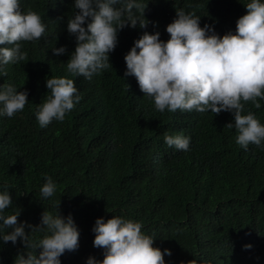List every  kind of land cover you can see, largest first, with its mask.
I'll list each match as a JSON object with an SVG mask.
<instances>
[{
  "label": "trees",
  "instance_id": "16d2710c",
  "mask_svg": "<svg viewBox=\"0 0 264 264\" xmlns=\"http://www.w3.org/2000/svg\"><path fill=\"white\" fill-rule=\"evenodd\" d=\"M19 2L22 11L40 14L47 27L41 39L23 42L27 60L9 64L8 75L0 76V85L26 90L29 102L12 118L0 116V192L9 191L13 200L8 214L19 208L18 221L36 226L45 210L56 213L53 202L60 201L59 213L71 214L80 232L79 249L65 252L61 264H86L90 256L102 261L104 250L93 247L92 228L96 219L113 216L142 222L153 246L172 252L165 264H264V149L250 144L245 151L236 143L238 132L226 127L233 115L156 111L136 79L124 77V56L145 31L139 27L119 32L109 54L112 68L90 80L68 74L66 63L76 47L67 32L74 0ZM144 2L145 18L157 24L146 31H158L166 42L176 9L194 11L201 27L208 24L223 36L235 34L250 0ZM63 46L66 54H53ZM66 76L82 99L63 122L41 128L36 109L50 95L46 79ZM259 103L256 109L247 102L243 114L251 111L264 125V100ZM165 132L191 137L189 150L170 148ZM45 175L57 185L48 199L40 193ZM43 235L32 238L38 243ZM25 251L19 240H0V264H14Z\"/></svg>",
  "mask_w": 264,
  "mask_h": 264
},
{
  "label": "clouds",
  "instance_id": "9594fccd",
  "mask_svg": "<svg viewBox=\"0 0 264 264\" xmlns=\"http://www.w3.org/2000/svg\"><path fill=\"white\" fill-rule=\"evenodd\" d=\"M147 7L144 0H74L67 32L75 37L76 47L66 63L67 73L90 80L112 68L109 54L118 45L119 32L139 27L145 31L124 56V77L136 79L144 97L154 101L156 111L210 112L215 116L229 112L234 123L226 127L238 132L236 143L245 151L250 144L264 149V125L251 111L243 114L247 102L259 109V101L264 100V2L250 0L244 6L246 14L236 22L235 34L229 31L223 36L208 24L201 27L200 16L194 11L176 9L175 18L166 27V42L158 31H146L149 24L157 27L145 18ZM46 27L36 11H22L19 0H0V76L8 75L9 64L27 60L23 42L41 39ZM52 52L60 56L67 49L63 46ZM46 88L50 95L36 109L41 128L54 120L63 122L82 99L74 80L67 76L47 78ZM28 103L26 90L17 91L12 83L0 85V116L12 118ZM164 142L186 152L191 137L165 132ZM45 180L40 193L48 199L56 193L57 185L47 175ZM12 205L10 192H0V240L13 245L19 240L26 249L18 253L14 264H61L65 252L79 249V229L71 214L65 217L59 213L60 201L53 202L56 213L45 210L36 226L18 221L19 208L8 214ZM142 228V222L123 216L96 219L93 247L104 250L103 260L90 256L86 264H165L164 257L172 252L154 247L155 239ZM40 232L44 235L37 243L32 235ZM37 249L41 250L38 255Z\"/></svg>",
  "mask_w": 264,
  "mask_h": 264
}]
</instances>
